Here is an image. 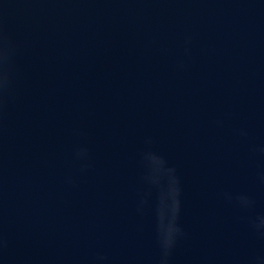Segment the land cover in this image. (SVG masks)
I'll list each match as a JSON object with an SVG mask.
<instances>
[{
	"label": "water",
	"instance_id": "water-1",
	"mask_svg": "<svg viewBox=\"0 0 264 264\" xmlns=\"http://www.w3.org/2000/svg\"><path fill=\"white\" fill-rule=\"evenodd\" d=\"M0 264H264V0H0Z\"/></svg>",
	"mask_w": 264,
	"mask_h": 264
},
{
	"label": "clouds",
	"instance_id": "clouds-1",
	"mask_svg": "<svg viewBox=\"0 0 264 264\" xmlns=\"http://www.w3.org/2000/svg\"><path fill=\"white\" fill-rule=\"evenodd\" d=\"M169 246H170V244L169 245H164L165 249H167Z\"/></svg>",
	"mask_w": 264,
	"mask_h": 264
}]
</instances>
